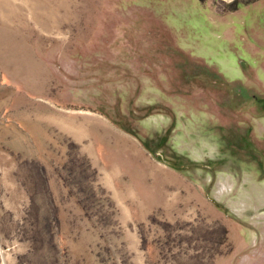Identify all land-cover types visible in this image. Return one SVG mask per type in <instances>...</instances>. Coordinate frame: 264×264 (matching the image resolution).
I'll use <instances>...</instances> for the list:
<instances>
[{
    "label": "rangeland",
    "instance_id": "374dc122",
    "mask_svg": "<svg viewBox=\"0 0 264 264\" xmlns=\"http://www.w3.org/2000/svg\"><path fill=\"white\" fill-rule=\"evenodd\" d=\"M0 264H264V0H0Z\"/></svg>",
    "mask_w": 264,
    "mask_h": 264
},
{
    "label": "trees",
    "instance_id": "16d2710c",
    "mask_svg": "<svg viewBox=\"0 0 264 264\" xmlns=\"http://www.w3.org/2000/svg\"><path fill=\"white\" fill-rule=\"evenodd\" d=\"M81 202V201H80ZM83 206V205H82ZM211 259V258H210Z\"/></svg>",
    "mask_w": 264,
    "mask_h": 264
}]
</instances>
